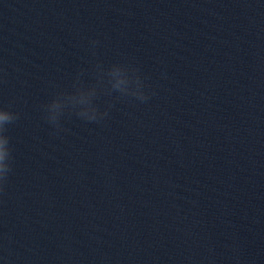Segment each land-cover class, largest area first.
Masks as SVG:
<instances>
[{
    "label": "water",
    "instance_id": "1",
    "mask_svg": "<svg viewBox=\"0 0 264 264\" xmlns=\"http://www.w3.org/2000/svg\"><path fill=\"white\" fill-rule=\"evenodd\" d=\"M97 64L150 98L57 131ZM0 108V264H264V0H0Z\"/></svg>",
    "mask_w": 264,
    "mask_h": 264
},
{
    "label": "clouds",
    "instance_id": "2",
    "mask_svg": "<svg viewBox=\"0 0 264 264\" xmlns=\"http://www.w3.org/2000/svg\"><path fill=\"white\" fill-rule=\"evenodd\" d=\"M93 45L98 43L92 42ZM130 70L134 73V81L129 82L124 79L113 80V69ZM95 83L86 85L80 76L75 78L71 92H59L51 102L43 105L45 120L52 125L57 131L61 130L60 121L65 113L74 114L77 118L88 122H100L108 116V111H100L95 101L100 95H112L119 93L121 97H134L135 99L146 102L150 95L145 91L150 87L145 84L139 69L122 64H113L105 69L101 64L95 66ZM154 94V93H153ZM64 100L76 101L79 103H66L62 107L59 102ZM18 114L0 108V193L4 191V185L7 182L8 174L12 171L11 167V148L9 147L10 139L5 135L7 125L14 123L18 119Z\"/></svg>",
    "mask_w": 264,
    "mask_h": 264
}]
</instances>
